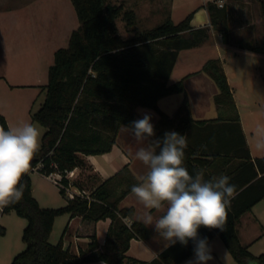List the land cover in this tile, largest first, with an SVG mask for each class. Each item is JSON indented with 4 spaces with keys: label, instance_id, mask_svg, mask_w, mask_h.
I'll use <instances>...</instances> for the list:
<instances>
[{
    "label": "trees",
    "instance_id": "16d2710c",
    "mask_svg": "<svg viewBox=\"0 0 264 264\" xmlns=\"http://www.w3.org/2000/svg\"><path fill=\"white\" fill-rule=\"evenodd\" d=\"M72 2L80 24L72 31L68 46L56 49L48 82L42 85L44 100L32 112L33 121L45 127L40 150L31 162L30 171L22 178V199L3 206V211H15L27 220L22 234L25 248L10 264H81L94 259H104L111 264H179L193 253L194 241L189 240L187 246L178 241L169 245L151 261L126 254L132 238H146L149 234L141 220L136 219L129 226L123 219L132 216L135 209L121 207L120 202L138 183L126 175L130 173L128 165L95 186L89 195L69 196L64 206L44 207L32 193L30 173L34 169L46 175L58 172L67 185L70 183L67 172L79 167L81 171L72 182L84 190L79 177L88 168L85 156L112 150L121 126H129L142 118L136 111L137 106L152 108L160 114L152 139H162L168 131L186 135L184 163L191 174L202 169L205 180L226 175L230 177L229 183L236 186L237 195L227 209L224 229L202 226L199 238L206 237L209 241L218 235L240 264L255 261L264 264V253L254 255L242 244L237 229L242 214L264 198V157L251 155L233 86L220 59L210 58L202 67L219 87L216 104L228 109L218 117L195 119L191 114L185 78L197 71L168 82L180 50L206 41L210 36L209 28L193 27L192 11L178 22L167 17L154 27L124 38L116 19L122 15L127 24H134L132 9L124 10L123 4H112L108 0ZM208 7L214 24L226 16L225 7L219 8L213 2ZM261 8L264 15V0H261ZM222 30L226 41L225 25ZM248 47L264 52V43ZM175 92H183L185 96L176 117H170L160 108L158 100ZM0 126L10 127L1 111ZM60 192L66 195L65 188L60 187ZM62 213L83 215L93 221L110 217L105 248L99 249L93 233L88 248L75 253L64 247L65 230L60 240L52 243L50 235L55 219ZM5 233L6 227L0 224V235Z\"/></svg>",
    "mask_w": 264,
    "mask_h": 264
},
{
    "label": "crops",
    "instance_id": "0c3cea01",
    "mask_svg": "<svg viewBox=\"0 0 264 264\" xmlns=\"http://www.w3.org/2000/svg\"><path fill=\"white\" fill-rule=\"evenodd\" d=\"M108 2L123 4L124 10L134 11L135 22L129 25L130 28L137 26V17L152 19L163 9L162 0H108ZM211 2L219 8H226V16L218 19L216 24L208 7ZM74 8L72 0H18L15 6H5L0 2V111L5 115L10 127L24 122L33 124L36 122L32 119V112L36 105L40 106L44 100L45 91L42 85L48 82L49 67L53 63L45 61L59 48L51 45H61V40L68 37L67 33H71L74 27L80 24L76 20L78 16ZM192 11H194L192 26L208 27L210 36L200 45L180 50L168 82L173 83L186 74L197 71L185 78L191 114L195 119L218 117L222 109L224 111L228 109L216 104L215 95L219 92V87L209 72L202 70V67L208 59L219 58L233 86L242 129L251 155L253 158L264 157V151L255 148L257 130H264V52L248 47L264 43L261 0H169L167 17L178 22ZM224 25L228 31L226 41L223 39ZM136 31H140L139 28ZM132 32L134 31H128ZM236 89L242 91L240 100L237 99ZM184 96L183 92L171 93L162 96L158 104L170 117H176ZM242 105L246 107V112ZM214 108L218 110L214 112ZM152 110L154 109L145 106L136 107L141 117L145 112L151 114V122L155 125L160 119V114ZM126 126L128 125L121 126L112 150L85 156L88 168L84 169L79 178L87 195L102 181L116 175L125 165L130 169V173L126 175L133 181L145 174L147 169L134 158V154L138 148L146 146L148 141L143 144L137 143L130 133L124 131ZM235 162L238 160L235 159ZM33 171L40 172L37 169ZM41 174L53 180L50 175ZM124 179L127 181L126 177ZM58 187L60 189V186ZM32 193L42 206L48 205L40 194H34L33 186ZM62 195L65 196L67 204L68 193ZM120 206H133L135 209L132 216L123 218L127 224H132L136 219L142 221L145 212L149 211L137 201L131 191L121 200ZM7 212L10 214L15 211ZM5 213L3 207H0V223L6 227V233L0 235V259L6 262L13 258L22 243L6 237L10 224L9 220L5 219ZM151 214L157 219L163 213L151 210ZM68 216L65 232L63 231L65 248H70L75 253H80L81 249L86 250L93 233L96 234L99 249L105 248L112 221L110 217L93 221L85 219L83 215L70 216L68 213ZM17 224L22 232L26 224L22 219ZM146 226L148 236L132 238L126 254L151 261L171 244L160 237L154 224ZM237 229L242 244L247 245L254 255L264 253V198L242 214ZM22 241L25 244L23 238ZM208 244L213 257L208 264H240L220 236H214ZM193 258L194 253L179 264H186ZM81 264L111 263L104 259H94Z\"/></svg>",
    "mask_w": 264,
    "mask_h": 264
},
{
    "label": "clouds",
    "instance_id": "9594fccd",
    "mask_svg": "<svg viewBox=\"0 0 264 264\" xmlns=\"http://www.w3.org/2000/svg\"><path fill=\"white\" fill-rule=\"evenodd\" d=\"M151 114L134 120L124 131L130 133L138 148L134 158L147 169L137 177L138 183L131 192L146 211L142 217L145 225H155L165 241H177L187 246L194 241V258L186 264H208L212 260L207 238H199L200 227L223 230L227 223V209L237 195L230 177L221 175L204 179L203 170L191 174L185 166L186 135L175 131L155 136ZM41 132L30 122L15 127L0 126V207L16 203L23 197L22 178L31 168V162L41 147ZM255 148L264 151V130L258 129ZM151 210L163 214L154 219Z\"/></svg>",
    "mask_w": 264,
    "mask_h": 264
},
{
    "label": "rangeland",
    "instance_id": "374dc122",
    "mask_svg": "<svg viewBox=\"0 0 264 264\" xmlns=\"http://www.w3.org/2000/svg\"><path fill=\"white\" fill-rule=\"evenodd\" d=\"M0 2H3V4H5V6H15L17 4L18 0H0ZM162 3H163V9L154 18L145 20V18H143L142 16H139V17H137V26L133 27V28L129 27V24H127V19H124L122 15H121V17H118L116 19V22H117V25L119 27L118 29H119V32L121 33V35L124 37H131V36L137 35L141 31H143L144 29L154 27L157 24L164 21L168 16L167 8H168L169 0H162ZM140 15H142V14H140ZM76 20L79 21L77 18H76ZM79 23H80V21H79ZM78 26H79V24H77L74 27V29H76ZM138 28L140 31H136ZM67 30H68V28H67ZM130 30L131 31L133 30L134 32L128 33V31H130ZM71 33H72V31H71ZM71 33H67L68 37L65 40L64 39L61 40V42H62L61 45H51V46H58V47L68 46ZM54 57H55V52L52 53L51 58L46 59L45 63L53 62ZM47 60H49V61H47ZM236 90H237L236 91L237 99L240 100L242 91L239 89H236ZM37 108H39V105H36L35 110ZM242 108H243L244 112H246V110H247L246 107L242 105ZM217 110H218L217 108L216 109L214 108V112ZM152 111H154V110H152ZM222 112H224L223 109H222ZM34 124L39 128L41 134H43L45 127L38 122H35ZM41 137H42V135H41ZM40 143H41V140H40ZM30 175L32 178V186L34 189V194H40L43 198V201L48 203V205H44V206L60 207V206H64L66 204V198H65V196H63L61 194L60 189L58 187L59 185L57 186V184H55L56 182H54L51 179L49 180L46 176L42 175L40 172H37V171H35V172L32 171L30 173ZM5 214H6L5 219H8L9 220L8 222L10 224L9 227H7V236L6 237L10 240H13V241L15 239H17L19 241V243H22V246L17 251V253H19L20 251H22L25 248V244L23 243L22 238H21L23 230H22V232L20 231V226L18 227L19 224H17V222L21 221V219H22V221H24V223L27 224V220L25 218H20V216H18L15 212H11L10 214H8V212H6ZM68 217H69L68 213H62L56 217L54 228H53V231L50 235V241L52 243H57L60 240V238L63 234V231L66 227ZM0 224L5 226V224H3V223H0ZM63 240H64V238H63ZM263 248H264V241H263ZM263 252H264V250H263ZM11 260L12 259H10V261L5 262L3 259H0V264H10Z\"/></svg>",
    "mask_w": 264,
    "mask_h": 264
},
{
    "label": "built area",
    "instance_id": "2783aa9c",
    "mask_svg": "<svg viewBox=\"0 0 264 264\" xmlns=\"http://www.w3.org/2000/svg\"><path fill=\"white\" fill-rule=\"evenodd\" d=\"M81 169L79 167H75L71 170H69L67 172V177L70 179V183L69 184H65L62 181V174L58 173V172H52L50 174V176L52 177V179L59 184L60 187H63L66 189V192L68 193V195L70 197H73L75 194H81L84 195L85 191L81 190L78 186H76L75 184H73V180H75L79 173H80ZM129 226L131 225V223H128Z\"/></svg>",
    "mask_w": 264,
    "mask_h": 264
},
{
    "label": "water",
    "instance_id": "95a60500",
    "mask_svg": "<svg viewBox=\"0 0 264 264\" xmlns=\"http://www.w3.org/2000/svg\"><path fill=\"white\" fill-rule=\"evenodd\" d=\"M254 264H262V263H260V262H258V261H257V262H256V263H254Z\"/></svg>",
    "mask_w": 264,
    "mask_h": 264
}]
</instances>
